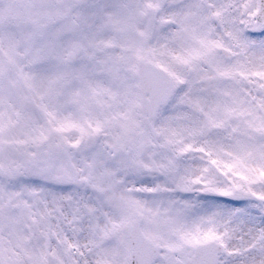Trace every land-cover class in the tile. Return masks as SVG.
<instances>
[{
	"label": "snow or ice",
	"instance_id": "snow-or-ice-1",
	"mask_svg": "<svg viewBox=\"0 0 264 264\" xmlns=\"http://www.w3.org/2000/svg\"><path fill=\"white\" fill-rule=\"evenodd\" d=\"M0 264H264V0H0Z\"/></svg>",
	"mask_w": 264,
	"mask_h": 264
}]
</instances>
